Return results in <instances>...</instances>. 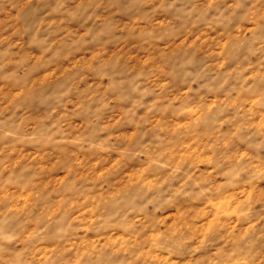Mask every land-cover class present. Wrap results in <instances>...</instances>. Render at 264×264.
Returning a JSON list of instances; mask_svg holds the SVG:
<instances>
[{
  "label": "clouds",
  "instance_id": "1",
  "mask_svg": "<svg viewBox=\"0 0 264 264\" xmlns=\"http://www.w3.org/2000/svg\"><path fill=\"white\" fill-rule=\"evenodd\" d=\"M0 264H264V0H0Z\"/></svg>",
  "mask_w": 264,
  "mask_h": 264
}]
</instances>
